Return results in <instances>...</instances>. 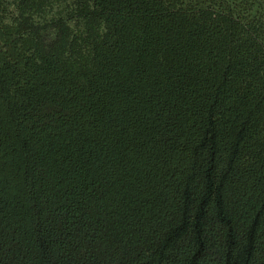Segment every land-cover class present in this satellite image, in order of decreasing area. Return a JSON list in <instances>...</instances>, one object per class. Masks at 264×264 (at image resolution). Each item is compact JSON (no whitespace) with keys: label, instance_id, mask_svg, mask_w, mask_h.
I'll return each mask as SVG.
<instances>
[{"label":"trees","instance_id":"1","mask_svg":"<svg viewBox=\"0 0 264 264\" xmlns=\"http://www.w3.org/2000/svg\"><path fill=\"white\" fill-rule=\"evenodd\" d=\"M0 264H264V0H0Z\"/></svg>","mask_w":264,"mask_h":264}]
</instances>
